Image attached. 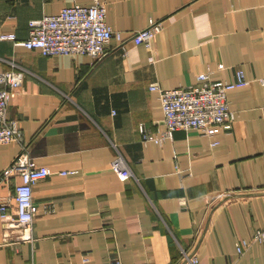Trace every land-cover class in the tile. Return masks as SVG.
Instances as JSON below:
<instances>
[{
  "label": "crops",
  "instance_id": "1",
  "mask_svg": "<svg viewBox=\"0 0 264 264\" xmlns=\"http://www.w3.org/2000/svg\"><path fill=\"white\" fill-rule=\"evenodd\" d=\"M103 1L125 48L113 38L94 59L1 38L25 40L32 19L94 0H0V70L27 71L7 116L51 171L34 188L33 240L17 242L20 231L0 223V264H108L115 256L174 264L192 246L198 264H264V243L238 252L264 226V0ZM150 19L164 23L152 50L132 41ZM238 68L250 82L228 92L229 130L177 129L162 144L144 138L143 129L165 127L152 84H197L204 71L230 80ZM19 151L17 142L0 144V202L22 180L4 174ZM118 155L132 177L112 168Z\"/></svg>",
  "mask_w": 264,
  "mask_h": 264
},
{
  "label": "built area",
  "instance_id": "2",
  "mask_svg": "<svg viewBox=\"0 0 264 264\" xmlns=\"http://www.w3.org/2000/svg\"><path fill=\"white\" fill-rule=\"evenodd\" d=\"M108 6L103 0H94L90 5L75 4L63 7L58 13L44 15L30 21L29 35L25 40L17 41L16 34L1 35L3 39H14L16 44L39 49L47 56L62 54H87L94 59H102L109 49V42L115 38L122 41L121 31L115 30L107 21ZM162 20L150 19L144 27L134 31L132 41L153 49L156 35L163 29ZM224 68V65H220ZM24 67L0 70V144L17 142L20 151L5 169V178L18 174L21 182L14 187L13 196L0 202V223L5 231H20L15 236L17 242L32 241L33 227L38 206L34 199L37 182L47 177L51 171L41 166L31 156L29 145L23 141L22 130L18 121L7 116V109L15 90L25 80ZM199 83L177 88H164L152 84L164 112V129L158 133H147L145 139H152L159 144L171 138L177 129H201L212 136L220 131H227L235 120V112L229 104V90L250 82L242 68H238L235 78L230 80L210 79V71L197 75ZM260 81L264 83V78ZM213 145L217 141L212 142ZM112 168L122 179L134 175L133 170L122 155L112 161ZM2 178H0V183ZM16 204L11 205L10 200ZM264 243V226L253 231L251 240H242L238 252L243 253L252 242ZM199 247H181V254L174 264H198ZM108 264H121L120 257H112Z\"/></svg>",
  "mask_w": 264,
  "mask_h": 264
}]
</instances>
